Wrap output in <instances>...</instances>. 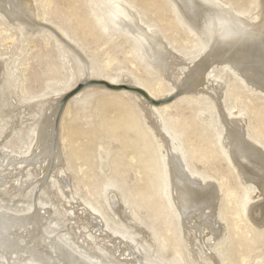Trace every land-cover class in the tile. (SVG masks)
<instances>
[{
  "label": "rangeland",
  "instance_id": "rangeland-1",
  "mask_svg": "<svg viewBox=\"0 0 264 264\" xmlns=\"http://www.w3.org/2000/svg\"><path fill=\"white\" fill-rule=\"evenodd\" d=\"M30 1L43 30H25L0 12V213L28 217L40 206L46 217L40 233L30 234L26 226L17 230L15 249L0 243V264H48L46 259L57 264L51 259L52 238L90 264H264V225L250 215L263 199L230 160L224 125L228 118L241 121L246 143L263 153L264 92L216 64L210 65L203 92L178 91L208 42L167 0L122 1L181 60L170 76L153 68L134 42L108 31L95 0ZM212 2L250 22L261 21L258 0ZM57 29L99 76L138 83L162 105L151 109L128 93L98 88L100 80L89 81L84 90L77 86L79 94L63 100L56 121L61 161L55 160L43 181L40 164L25 161L35 150L37 120L51 112L49 106L78 74L58 45ZM166 142L176 146L188 174L217 191L215 208L205 211L200 230L185 229L192 233L189 239L170 196ZM38 240L50 247L42 258L27 248Z\"/></svg>",
  "mask_w": 264,
  "mask_h": 264
},
{
  "label": "bare ground",
  "instance_id": "bare-ground-1",
  "mask_svg": "<svg viewBox=\"0 0 264 264\" xmlns=\"http://www.w3.org/2000/svg\"><path fill=\"white\" fill-rule=\"evenodd\" d=\"M167 1L173 7L180 20L187 27L191 28V30L195 32L198 38L204 39L208 42L207 53L199 62H196L193 65V69L191 68L192 70L187 73L184 80L182 81L183 78L181 79L182 83L180 84V88L178 89V91L186 92L187 94L189 92L196 91L203 92L205 76L207 77V80H210V77L206 75L208 71H210L213 67H210V65L216 64L217 66H222L223 69L230 68L233 71H231L232 73L237 74V76L243 78L260 92H264V0H258L260 10L257 11L262 17L261 21L258 23H253L245 20L237 14L232 13L231 10L225 9L219 4L212 2V0ZM95 3L98 6L99 11L102 12L103 20L108 31H111V33L113 32L114 34H120L128 38L130 41L134 42L147 62L153 68H156L158 71H160L163 75L170 76L172 72L176 70V67L180 64L181 60L172 54V52L167 48L166 44L160 38L157 31L154 29H150L146 25V22L138 16L139 14L132 7H130L127 3H124V1L122 0H95ZM0 12L10 22L16 21V23H18L25 30L35 31L39 29L40 31L41 29L42 25L35 19V10L30 0H0ZM46 28L47 27H45V29ZM56 31H58V29ZM62 32L58 31V33H55L56 40L60 48L63 50L64 55L71 61H73L74 64H76L78 74L75 78V82L68 88V90L66 89V92L62 94L63 96L59 97L57 101L55 100L56 102H54L52 105L49 104L51 105L49 106L51 107V112L42 115L37 120L38 124L32 137L35 145V150L31 154H29V156L31 155L30 159H28L29 161H27L26 159L25 161L27 165L31 164L35 166V164H40V168L37 174L38 177L43 181L46 179L51 169H53L55 160L59 161L61 158H59L60 152H58L59 141L57 142L58 138L56 136V121L60 112V108L63 104V100L68 94L74 91L77 86H83L84 90V88L87 87V85L90 83L89 81L100 80L110 86L120 88L117 90H111L106 86L97 85L98 88H105L106 90L112 92L122 91L123 93H128L142 100V102L151 109H153L155 105L151 104L149 100H146L142 95L136 92L128 91L121 87H130L134 89L137 88L144 92L146 96H148V98L153 101H157L156 98H159L154 97L147 89L131 80L119 79V77L117 76L110 79L99 76L97 72L93 70L88 59H86L84 55L80 53V50L76 48L77 45L66 38V36ZM93 88H95V85ZM214 91H216L218 94V91L216 89H214ZM76 93L78 92H73V94H70L67 100H69L70 97L75 96L74 94ZM81 93L82 92L80 91V94ZM158 105H162L160 100L158 102ZM46 111H44L43 113H45ZM147 118L150 121L149 114L147 115ZM232 120H229L228 118V120H226L224 123L226 127L225 143L227 142L228 144L226 145L228 147H226L227 154L230 160L236 166L241 176L245 180L254 183V185L258 188L259 194L263 201L258 204L259 206L250 210V215L251 217L253 216L254 220H256V222L262 226L264 225V152L262 153L261 150L258 149V147L252 145L251 143H246L247 140L245 139L246 134L244 133L243 124L239 120ZM153 122H151V124ZM155 122L157 123V125L161 123L158 121V119H156ZM229 123H231L232 126H230L231 124ZM160 129L164 131V128ZM165 144L168 149L166 168L170 184V196L179 215L178 219L183 233L189 239V237H191L192 235L190 231L195 232L196 230H200L199 223L202 222V218H206L205 211L209 209L212 210L213 207L215 208L218 198L217 191L212 185H207L205 187L202 186L200 181H196V179L192 177L190 173L188 174L183 167L184 165L182 164L181 158L178 157L176 146H172L171 144L168 145L167 142ZM19 160L21 161V159ZM45 161L47 162L46 167H42V163ZM18 162L19 161H17V163ZM32 169H34V167ZM26 185H28V183ZM23 191L24 190H22V192ZM108 196L111 202H113V204L111 203L113 207H117L118 200L116 199L115 195H113V192H111V194ZM38 208L39 209L36 208L37 210L33 209V212H31L28 217L15 216V214L12 216L9 214L10 212L0 213L1 246H3L5 249L14 248V243L18 242L17 240H15V236L18 237L19 235V232H17V230L20 228L22 229V227L24 228L26 226L24 229L28 230V232L31 231L30 234L35 233V231H40L46 217V209L42 210L40 206ZM213 215L215 214H210L211 217H213ZM185 229H190V231L186 232ZM42 235L43 232L41 236ZM55 240H53L52 238L50 242L52 248L51 259L54 261L53 263L57 262V264H90L86 261L84 262L83 260H80L79 258H74L75 255H71L73 253L70 254L66 251L67 249L64 250V248L61 246L62 244H58L57 242H55ZM45 241L47 240L45 239ZM45 241L38 240L32 243V248L29 249V247H27L31 252L32 257L39 258L40 256L42 258L44 253L47 252L49 243ZM134 257L135 256H133V258ZM39 260L40 259H38V261ZM46 262L49 264V261H47V259Z\"/></svg>",
  "mask_w": 264,
  "mask_h": 264
},
{
  "label": "water",
  "instance_id": "water-1",
  "mask_svg": "<svg viewBox=\"0 0 264 264\" xmlns=\"http://www.w3.org/2000/svg\"><path fill=\"white\" fill-rule=\"evenodd\" d=\"M98 83H99V84H98ZM96 85H103V86H106L107 88H109V89H111V90H117V89L120 88V87H117V88H116V87L110 86V85L104 83L103 81H101V82H97ZM121 88H124V89H126V90H128V91L136 92V93L142 95L146 100H149V101L151 102V104H153V105H157V103H155L154 101L150 100V99L148 98V96H146V94H145L144 92H142L141 90H139V89H137V88H136V89H134V88H130V87H128V88H127V87H121ZM77 90H78V88L74 89V91H72L70 94H73V92H76ZM70 94H68V95L65 97L64 101L68 99V96H69Z\"/></svg>",
  "mask_w": 264,
  "mask_h": 264
}]
</instances>
